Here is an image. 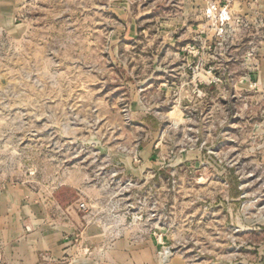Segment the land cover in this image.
I'll use <instances>...</instances> for the list:
<instances>
[{
    "label": "rangeland",
    "instance_id": "1",
    "mask_svg": "<svg viewBox=\"0 0 264 264\" xmlns=\"http://www.w3.org/2000/svg\"><path fill=\"white\" fill-rule=\"evenodd\" d=\"M233 3L17 1L0 24V264H264V11ZM208 66L219 81L197 96ZM143 115L155 173L137 170Z\"/></svg>",
    "mask_w": 264,
    "mask_h": 264
},
{
    "label": "crops",
    "instance_id": "2",
    "mask_svg": "<svg viewBox=\"0 0 264 264\" xmlns=\"http://www.w3.org/2000/svg\"><path fill=\"white\" fill-rule=\"evenodd\" d=\"M17 1L18 0H0V24L2 21L7 20V18H9V15L17 9ZM249 1L252 0H234L233 10L236 12L246 11L248 9V5L250 4ZM251 4L255 5L252 2ZM257 5L264 11V0H257ZM173 55H178L179 57V54L177 53ZM159 84L164 85L162 81H160ZM175 84L176 83L174 81H171L170 83V85ZM137 126L139 129H142L144 132H146L145 136L141 139V145L136 152L138 160L142 161L141 166L138 167L137 170L141 172L147 170L148 172L155 173L160 169V166H156L158 160L157 149L159 147V144L157 145V135L159 134V131L155 132L149 128L144 115L141 116L137 121Z\"/></svg>",
    "mask_w": 264,
    "mask_h": 264
},
{
    "label": "built area",
    "instance_id": "3",
    "mask_svg": "<svg viewBox=\"0 0 264 264\" xmlns=\"http://www.w3.org/2000/svg\"><path fill=\"white\" fill-rule=\"evenodd\" d=\"M217 14V20H218V27L220 31V27H223L225 24L228 23L229 20V14L226 6L218 7L215 5H210L205 8L204 15L206 18H211ZM217 27V28H218ZM214 44L221 45L222 40L219 39V42H213ZM181 68H184V66H181ZM194 70H192L193 72ZM198 75L197 80H192V92L196 93L197 96H203L204 95V89L206 90L209 85H215L217 81H219V77L215 74L213 68L211 66H208L206 68H201L199 72L196 73ZM196 74H191L194 78ZM185 83H181L180 87L184 86ZM181 100L178 98H175L171 104H168V108L170 109V112L177 113L181 111ZM163 132H161L162 136ZM158 144H160V140H157Z\"/></svg>",
    "mask_w": 264,
    "mask_h": 264
},
{
    "label": "trees",
    "instance_id": "4",
    "mask_svg": "<svg viewBox=\"0 0 264 264\" xmlns=\"http://www.w3.org/2000/svg\"><path fill=\"white\" fill-rule=\"evenodd\" d=\"M208 88V87H207Z\"/></svg>",
    "mask_w": 264,
    "mask_h": 264
}]
</instances>
